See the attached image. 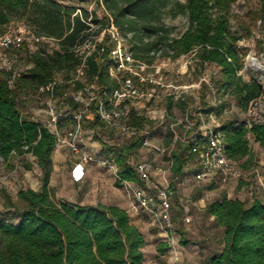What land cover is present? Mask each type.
<instances>
[{"label": "trees", "instance_id": "trees-1", "mask_svg": "<svg viewBox=\"0 0 264 264\" xmlns=\"http://www.w3.org/2000/svg\"><path fill=\"white\" fill-rule=\"evenodd\" d=\"M96 1L105 12L101 19L95 14L89 16L86 11L80 10L78 14L55 0H0V36L6 33L13 18L25 17L32 35L56 45L51 51L40 48L32 53L22 46L14 49L31 65L14 89L9 85L12 72L0 73V158L8 164L13 156L22 159L30 155L41 172L39 190L21 189L17 194L18 201L24 205L16 213L17 223L0 220V264H143L145 238L130 223L126 210L117 206L80 207L53 202L50 181L57 138L42 122L24 114L22 100L27 91H38L58 74L67 77L83 63L89 83L98 87L90 108L92 126L107 128L95 111L100 102L107 106L108 96L120 87V82L110 76L114 43L105 32L84 62L78 51L87 40L97 37L111 24L126 38L129 52L136 61L151 65L158 52L171 60L194 53L199 65L219 68V76L211 81L216 93L221 97L230 95L243 112L264 95L257 79L244 81L238 74L243 51L239 42L248 39L257 21L264 19V0H258V10L249 8L246 23L240 26L241 35L231 31L229 17L232 5L238 0H184L183 3L178 0L169 15L185 16L188 20V28L178 38L169 36L158 17L168 0ZM203 87L207 89L206 85ZM72 89L82 90L84 85L79 80L66 79L54 87L51 95L43 94L78 112L79 103L69 96ZM201 98L204 101V94ZM204 105L207 114L222 107ZM125 124L143 131L152 121L130 107ZM219 129L224 135L227 158L247 170L252 161L248 138L252 137L264 149V123L227 120ZM144 137L138 133L128 136L122 146L102 145L103 152L116 167V188L125 182L144 188L131 163ZM192 146L190 140L176 143L170 153L172 176L179 178L187 161H197ZM22 165L30 169L29 164ZM205 214L223 228V249L211 253L205 264H264V195L250 204L223 197L208 203ZM177 232L181 246L197 244L186 239L184 231Z\"/></svg>", "mask_w": 264, "mask_h": 264}, {"label": "rangeland", "instance_id": "rangeland-1", "mask_svg": "<svg viewBox=\"0 0 264 264\" xmlns=\"http://www.w3.org/2000/svg\"><path fill=\"white\" fill-rule=\"evenodd\" d=\"M63 6L73 8L78 14L80 10L86 11L88 15L95 14L99 19L103 18L105 12L103 7L96 0H55ZM178 0H168L166 7L160 10V23L168 30L171 38H178L188 28V20L185 16L171 17L170 9ZM182 3L184 0H179ZM249 8L258 10L260 4L258 0H238L232 5L229 17L231 21V31L241 35L240 26L244 25L245 16ZM248 39L239 42L243 49L241 52V70L238 74L244 81L255 78L259 81L260 74L251 64V59H256L262 63L264 54V24L258 25ZM89 22V20H88ZM93 31L96 27L89 22ZM104 31V30H103ZM103 31L95 40L102 39ZM6 33L9 36H19L24 38V47L29 53L45 48L51 51L56 48L52 41L35 42L32 40V30L27 24L25 17L13 18ZM108 34V32H107ZM261 42L259 44L258 42ZM15 48L3 49L0 47V73L9 71L12 75L9 79L11 88H15L19 78L26 75L31 65L24 56H20ZM129 43L125 44V51L129 52ZM111 67L114 60L111 59ZM135 70L137 67H134ZM140 73L148 76L154 83H162L163 88L158 90V99L146 103L145 109L139 110L138 114L143 115L152 124L144 127L143 133L148 136L153 144L165 148L166 152L160 154L154 151H140L134 154L131 159L134 167L141 163L149 164L162 169L168 177L171 185L170 203L171 217L174 224L171 233L180 235L177 230L184 231L186 239L197 241L211 253H217L223 246V228L217 226L212 218L205 214V207L208 203L220 200L223 193H228L233 199H240L249 203L254 196V188L259 186V177H264V149L252 137L248 138L252 154V161L247 170L240 165L236 169L245 173L240 178L236 177L228 184L222 185L218 180L211 183L201 182L195 179L197 171V161H187L183 168L182 175L176 178L171 175L170 153L175 149L176 142L170 124L175 121H183L188 117L194 125L191 130L186 125H178L173 128L176 135L188 138L190 132L198 130L200 127L213 129L215 124L221 125L223 121L264 123V95L250 103L247 111H241L234 99L230 95L221 97L209 88H204L205 83H212L217 78L220 69L214 65H199L194 58V53L181 56L177 60H171L161 55L156 56L151 65L142 66ZM68 77V78H67ZM66 75L58 74L55 80L64 82L66 79H75L82 82L84 89L70 90L69 96L79 103L78 110L85 111L81 121V131L78 134L79 145L91 153L94 161L89 165H83L72 153L66 144V136L73 131L74 111L71 107L64 105L59 100H50L49 97L38 91H27L24 101V114L35 121H40L61 141L59 147H55L53 152V173L50 181L51 198L57 205L68 203L80 207L103 206H123L134 203L132 190L139 188L138 185L129 183L131 188L122 185L116 188L114 185L116 178V167L108 154L103 152L102 145L122 146L128 136L121 133L118 128L108 129L105 127L93 128L91 123V105L97 96L98 87L90 84L85 72L76 70L75 73ZM262 85V84H261ZM73 87V86H72ZM264 87V85H262ZM264 91V88H262ZM174 94L178 98H171ZM204 94V101L201 95ZM216 107L222 105L221 109L215 108L214 112L207 114V106ZM126 103L114 104L108 99L105 109L112 113H122L126 109ZM49 109L57 116V123L51 121L47 114ZM218 109V110H217ZM202 111V112H201ZM166 114L168 118H162ZM118 125L125 123V118L120 115L117 118ZM23 163L30 165L26 170ZM257 176V178H255ZM41 172L36 164V160L30 156L17 158L13 156L8 164L0 161V220L8 223H17L15 218L18 210L23 208V204L17 199L19 190L31 189L34 191L40 188ZM155 181L161 179L158 173L153 172ZM250 194V195H249ZM129 210L130 223L136 226L145 238V246L142 249L143 264H168L169 249L167 239L161 235L156 226V219L145 211L138 214ZM190 222L186 223L185 219ZM168 235L170 233L168 232ZM166 245V246H165ZM204 261H201V264Z\"/></svg>", "mask_w": 264, "mask_h": 264}, {"label": "built area", "instance_id": "built-area-1", "mask_svg": "<svg viewBox=\"0 0 264 264\" xmlns=\"http://www.w3.org/2000/svg\"><path fill=\"white\" fill-rule=\"evenodd\" d=\"M264 24V21H259L258 25ZM91 27V25H89ZM108 32L111 40L114 43L112 49V58L114 60V66L110 69V76L119 81V89L115 90L108 99L114 104L126 103V109L122 113H112L105 109V105L100 102L98 109L95 111L97 117L102 120L108 129L118 128L121 133L132 136L138 133H143L134 127H129L125 123L118 125L117 118L122 115L126 118L130 107L134 108L138 113L139 110L145 109V104L158 99V90L163 88L162 83H154L152 79L144 74L140 73L142 66L146 64L133 59L130 52L125 51L126 38L123 37L117 29L111 24L110 27L103 31V34ZM32 40L35 42L50 41L45 38L36 37L32 35ZM264 40V39H262ZM101 39H89L79 49L78 54L81 56L82 62L87 56L94 51L96 42H100ZM24 38L19 36H9L7 33L0 36V47L3 49L19 48L23 45ZM160 55V52L156 56ZM262 56V63H259L256 59H251V64L254 66L257 64L256 70L259 72V83L264 85V54ZM137 67L135 70L134 67ZM84 69L83 63L79 68V71ZM62 84L54 79V81L48 83L44 87L40 88L41 93L51 95L54 87ZM207 88L211 91L214 89L213 83H205ZM261 85V86H262ZM264 88V87H262ZM171 98H178L174 94L169 95ZM50 100H53L51 96H48ZM96 100V99H95ZM85 111L80 110L73 115L74 129L67 134L66 144L72 153L77 157L83 165H89L94 161V157L91 153L86 151L79 145L78 134L81 131V121ZM202 112V111H201ZM51 121L56 124L57 116L49 109L47 113ZM162 118H168L166 114H163ZM178 125H186L188 130H192L194 125L186 117L183 121H175L170 124L172 133L174 134V141L185 143L191 141L192 153L197 159V171L195 179L201 182L211 183L218 180L222 185H226L233 178H240L245 173L241 169H236L237 163L229 160L225 151L224 135L220 131V125L215 124L213 129L206 127H200L194 132H190L188 138L185 139L176 135L173 128ZM60 140L56 141V146L59 147ZM140 151H154L160 154L166 152L165 148H161L158 145L152 143L149 137L146 135L142 142ZM0 161H3L0 158ZM136 172L144 184V188H133L132 195L134 203L131 205V212L138 214L140 211L150 213L156 219L157 227L160 230L162 236L167 239V245L169 249V262L168 264H179L181 252L179 249L180 240L177 235L171 233L174 224L171 217V203H170V181L165 176V172L157 167H153L146 163H141L135 166ZM153 172L158 173L161 177L159 181H155L153 178ZM257 178V176L255 177ZM127 188H131L129 183H123ZM186 223L190 222L189 218L185 219ZM168 232L170 235H168Z\"/></svg>", "mask_w": 264, "mask_h": 264}, {"label": "crops", "instance_id": "crops-1", "mask_svg": "<svg viewBox=\"0 0 264 264\" xmlns=\"http://www.w3.org/2000/svg\"><path fill=\"white\" fill-rule=\"evenodd\" d=\"M259 182H260L259 186L254 188V193H253L254 196L250 199L248 204H250L254 199H261L262 195H264V177H259ZM223 197H226L227 199H233L230 197L228 193L227 194L223 193L221 198ZM132 204L133 202L131 204L126 205V208L128 207L130 208ZM117 207L126 210L127 213L129 214V210L126 209L125 207L123 206H117ZM129 217H130V214H129ZM196 243H197L196 245H192V244H189L187 246L179 245V249L181 252L179 264H201V261H204L202 264H205L206 259L210 256L211 252L207 249V247H204L201 243L197 241ZM222 249H223V246L219 252H221Z\"/></svg>", "mask_w": 264, "mask_h": 264}, {"label": "bare ground", "instance_id": "bare-ground-1", "mask_svg": "<svg viewBox=\"0 0 264 264\" xmlns=\"http://www.w3.org/2000/svg\"><path fill=\"white\" fill-rule=\"evenodd\" d=\"M254 67H255V68H257V67H258L256 63H255V65H254Z\"/></svg>", "mask_w": 264, "mask_h": 264}]
</instances>
